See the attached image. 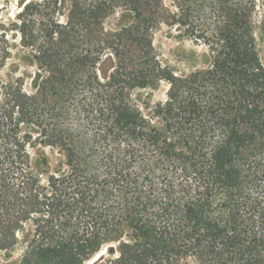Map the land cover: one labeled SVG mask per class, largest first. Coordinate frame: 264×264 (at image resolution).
<instances>
[{
    "label": "trees",
    "instance_id": "obj_1",
    "mask_svg": "<svg viewBox=\"0 0 264 264\" xmlns=\"http://www.w3.org/2000/svg\"><path fill=\"white\" fill-rule=\"evenodd\" d=\"M164 2L43 0L11 23L45 72L40 95L55 99L40 114L35 98L6 88L1 254L29 225L19 264H264L260 0ZM117 12L130 22L107 29ZM162 25L204 43L209 66L188 76L163 66L152 39ZM162 82L167 100L144 115L131 92ZM25 122L41 133L22 135ZM38 147L63 154L55 172L44 153L32 157Z\"/></svg>",
    "mask_w": 264,
    "mask_h": 264
},
{
    "label": "rangeland",
    "instance_id": "obj_2",
    "mask_svg": "<svg viewBox=\"0 0 264 264\" xmlns=\"http://www.w3.org/2000/svg\"><path fill=\"white\" fill-rule=\"evenodd\" d=\"M43 0H0V31L4 26L7 29L8 55L0 54V107L4 104L6 88H18L30 97L36 99L37 106L43 109V102L52 103L55 98L51 93L47 96L40 95V89L45 72L39 68L35 62L31 50L23 46L22 38L17 31L10 28L12 22L17 21L18 15L23 7L30 2H42ZM260 0L259 8L253 15V35L256 40L257 51L264 66V8ZM165 6L171 11L174 10V0H165ZM131 14H126L122 19V13L117 12L107 19L105 27L107 29H118L122 25L130 22ZM64 21L65 19H61ZM7 27V28H6ZM40 28V27H38ZM153 46L156 56L163 66L171 69L177 75L188 76L196 71L206 69L210 63V57L207 47L204 43L196 42L190 37L185 36L179 29H170L166 25L157 27L152 33ZM4 45H2L3 47ZM110 68V63H105L103 70L106 72ZM5 89V90H4ZM169 85L162 82L157 88L139 89L131 92L130 99L132 103L144 115H148L154 109L155 105L167 100ZM18 110H15L13 119L19 118ZM22 135L32 133L37 137L41 130L38 126L28 124L20 125ZM44 153L50 162L52 172L59 168V163L63 159V154L58 148L38 147L31 150V155L35 159L42 157ZM31 233V227L28 225L18 234L19 243L10 255L0 253V264H19L24 249L27 245L28 234ZM106 252V249L100 254L95 255L92 260L100 257ZM87 264H90L89 262ZM184 264H194L188 260Z\"/></svg>",
    "mask_w": 264,
    "mask_h": 264
}]
</instances>
